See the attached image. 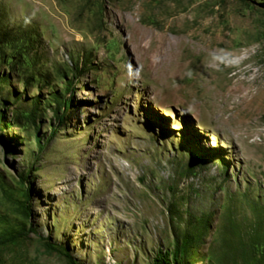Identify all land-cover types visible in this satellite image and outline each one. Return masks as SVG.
<instances>
[{"label":"rangeland","instance_id":"rangeland-1","mask_svg":"<svg viewBox=\"0 0 264 264\" xmlns=\"http://www.w3.org/2000/svg\"><path fill=\"white\" fill-rule=\"evenodd\" d=\"M187 235L264 264V0H0V264Z\"/></svg>","mask_w":264,"mask_h":264},{"label":"trees","instance_id":"trees-1","mask_svg":"<svg viewBox=\"0 0 264 264\" xmlns=\"http://www.w3.org/2000/svg\"><path fill=\"white\" fill-rule=\"evenodd\" d=\"M29 196V193H28ZM192 237L185 236L184 240L181 242V244H177V247L172 253H163L160 252L156 262L154 264H184V254L186 253V250L188 248V245L192 243ZM171 255V258H170ZM264 257V256H263ZM255 261V260H254ZM252 262V264H259L260 262L256 260L255 262Z\"/></svg>","mask_w":264,"mask_h":264}]
</instances>
